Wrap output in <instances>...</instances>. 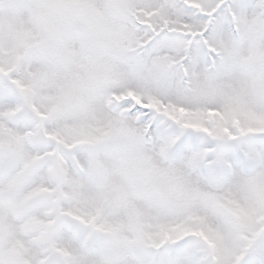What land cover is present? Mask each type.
I'll list each match as a JSON object with an SVG mask.
<instances>
[{
    "label": "snow or ice",
    "instance_id": "6c2138e0",
    "mask_svg": "<svg viewBox=\"0 0 264 264\" xmlns=\"http://www.w3.org/2000/svg\"><path fill=\"white\" fill-rule=\"evenodd\" d=\"M0 264H264V0H0Z\"/></svg>",
    "mask_w": 264,
    "mask_h": 264
}]
</instances>
